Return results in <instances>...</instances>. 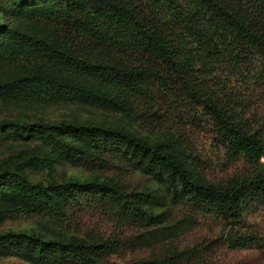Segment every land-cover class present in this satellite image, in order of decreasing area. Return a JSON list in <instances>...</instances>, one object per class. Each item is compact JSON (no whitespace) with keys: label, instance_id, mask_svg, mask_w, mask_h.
I'll return each instance as SVG.
<instances>
[{"label":"trees","instance_id":"obj_1","mask_svg":"<svg viewBox=\"0 0 264 264\" xmlns=\"http://www.w3.org/2000/svg\"><path fill=\"white\" fill-rule=\"evenodd\" d=\"M70 2L62 0L65 7ZM68 10L54 14L72 45L59 50V60L69 69L94 76L95 81L54 80L56 90L120 109L132 122L169 125L195 168L209 136L221 147L225 163L245 161L251 169L222 185L201 184L174 159L120 129L69 121L23 122L20 116L1 120L0 128L34 129L42 134L49 149L40 165L49 170L69 150L82 164L108 162L115 149L111 138L117 137L162 159L183 187L174 194L173 204L179 203L176 211L169 205L154 215L141 213L137 196L105 180L53 183L65 192L57 199L28 188V197L39 195L38 211L51 217L62 219L70 210L97 207L131 228L125 234L86 242L32 239L59 248L58 264H116V257L137 249L148 253L126 264H223L212 253L216 244L201 239L191 245L182 239L211 201L221 219L235 221L245 211L250 190L264 194V161L259 160L264 154V109L252 108L221 75V67L233 74L246 73L264 98V0H91L76 13ZM4 28L0 24V31ZM73 137L83 141L73 145ZM12 176L11 193H16L23 180ZM0 211L10 217L18 208L0 202ZM237 232L224 235L223 240L234 241L237 247L255 244L264 255V238L251 231Z\"/></svg>","mask_w":264,"mask_h":264},{"label":"rangeland","instance_id":"obj_2","mask_svg":"<svg viewBox=\"0 0 264 264\" xmlns=\"http://www.w3.org/2000/svg\"><path fill=\"white\" fill-rule=\"evenodd\" d=\"M90 1L71 0L65 7L62 0H0V24L5 26L0 31V121L20 116L23 122L69 121L120 129L142 145L174 159L201 184L222 185L231 176L250 170L251 164L245 161L225 163L221 147L209 136L195 168L184 155L176 131L169 125L152 127L132 122L120 109L56 90L54 80H73L80 84L95 81L94 76L69 69L60 62L59 50L72 45L64 26L54 17L57 10L62 13L63 9H69L68 12L76 13ZM221 68V75L232 91L252 108L264 109L262 89L249 75L233 74ZM111 140L115 149L108 155V162L82 164L69 150L49 170L40 165L42 155L49 149L42 134L34 129L0 128V202L18 208L10 217L0 214V264H58L60 249L32 238L61 243L86 242L113 233L125 234L131 229L118 224L112 214L97 207L70 210L62 219L51 217L38 211L39 195L28 197V188L40 189L50 199H57L65 192L53 183L105 180L137 196L139 210L144 215L158 214L169 205L171 211L178 209L179 203L173 204L174 194L181 193L183 187L168 165L117 137ZM82 141L81 137L71 138L73 145ZM259 160L264 161V154ZM12 174L23 180L16 193H11ZM245 200V211L235 221L221 219L211 201L210 207L196 215V226L182 242L193 245L204 239L211 245L216 244L212 253L223 264H264V255L255 244L237 247L236 242L223 240L224 235L231 237L230 234L243 230L264 238V194L250 190ZM147 253L148 250L137 249L113 261L126 264Z\"/></svg>","mask_w":264,"mask_h":264}]
</instances>
